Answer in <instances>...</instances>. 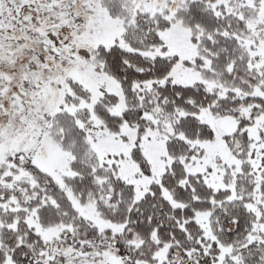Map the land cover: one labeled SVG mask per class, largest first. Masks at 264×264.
Returning a JSON list of instances; mask_svg holds the SVG:
<instances>
[{"label":"snow or ice","instance_id":"snow-or-ice-1","mask_svg":"<svg viewBox=\"0 0 264 264\" xmlns=\"http://www.w3.org/2000/svg\"><path fill=\"white\" fill-rule=\"evenodd\" d=\"M0 264H264V0H0Z\"/></svg>","mask_w":264,"mask_h":264}]
</instances>
